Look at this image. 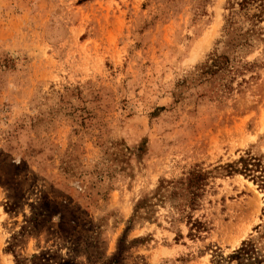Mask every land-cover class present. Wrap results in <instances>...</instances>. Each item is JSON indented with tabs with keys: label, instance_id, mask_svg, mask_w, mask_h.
<instances>
[{
	"label": "rangeland",
	"instance_id": "rangeland-1",
	"mask_svg": "<svg viewBox=\"0 0 264 264\" xmlns=\"http://www.w3.org/2000/svg\"><path fill=\"white\" fill-rule=\"evenodd\" d=\"M229 1L0 0V264H236L251 238L264 264V189L220 168L264 154V14Z\"/></svg>",
	"mask_w": 264,
	"mask_h": 264
},
{
	"label": "trees",
	"instance_id": "trees-1",
	"mask_svg": "<svg viewBox=\"0 0 264 264\" xmlns=\"http://www.w3.org/2000/svg\"><path fill=\"white\" fill-rule=\"evenodd\" d=\"M229 3L234 11H236L238 6L239 11L241 10L247 15H250V11L254 10L252 19L255 21L263 19L264 0H231ZM225 60L226 56L224 55L212 54L209 58L211 63H206L199 69L201 70L202 74L216 72L218 69H220L218 68L219 64L223 63ZM214 67H216V70H214ZM220 168H222L223 172L227 173L228 175L236 173L243 174L257 183L260 188L264 189V154L255 156L251 153H246L245 156H242L237 161L228 163L225 166H220ZM204 176L205 173L201 170H194L188 177V186L190 188L189 193L191 195L190 205L194 203L197 192L202 188ZM189 221L191 223V230L193 231L194 229V234H199L207 227L206 223L197 218H193L191 215L189 216ZM260 226L261 225H259L257 228ZM227 258L230 260H237L236 264H255V261L258 260L255 240L252 238L245 240L242 246L235 250L233 254L229 255Z\"/></svg>",
	"mask_w": 264,
	"mask_h": 264
}]
</instances>
